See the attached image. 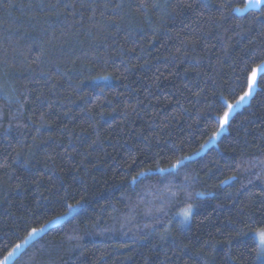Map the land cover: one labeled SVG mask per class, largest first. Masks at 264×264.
I'll use <instances>...</instances> for the list:
<instances>
[{
  "label": "trees",
  "instance_id": "16d2710c",
  "mask_svg": "<svg viewBox=\"0 0 264 264\" xmlns=\"http://www.w3.org/2000/svg\"><path fill=\"white\" fill-rule=\"evenodd\" d=\"M244 2L0 0V259L83 197L15 264H264L244 226L264 216V76L197 152L264 52V2ZM172 144L197 154L131 180Z\"/></svg>",
  "mask_w": 264,
  "mask_h": 264
},
{
  "label": "snow or ice",
  "instance_id": "6c2138e0",
  "mask_svg": "<svg viewBox=\"0 0 264 264\" xmlns=\"http://www.w3.org/2000/svg\"><path fill=\"white\" fill-rule=\"evenodd\" d=\"M261 0H249V3L245 5L246 8H252L260 4ZM179 7H183L184 5L181 3L178 5ZM190 6V5H189ZM209 6L208 0H201V7L207 8ZM222 18V17H221ZM259 63L256 67L252 68L251 74L247 75L248 68L250 65L244 66V71L246 73L243 80L240 81L241 86H245L246 89L243 91L242 95L239 96L234 103H226L224 106L226 107V111L223 112L222 116H220L217 120L218 127L209 137V141L206 143L215 141L217 137H219L226 126H228L230 122L231 114L238 108L246 99L252 96L255 87L257 86V73L259 70L260 76H264V52L258 53L256 57ZM205 145H200V148L197 152L203 151ZM181 151V146L172 144L171 147H168L161 152L156 153L151 157L152 161L159 159L161 163L167 161L166 167H161L159 163H156L153 167V164H149L147 168H142L140 171H137L135 175L131 177L133 182L139 183L143 177H145L148 173L155 171L156 173L160 174L161 176L165 174H173L179 173V171L186 166L188 162L192 160V157L197 153H192L189 155H178ZM236 175L233 174L232 176L227 177V180H235ZM190 176H185V181H190ZM226 181L221 180L220 184H224ZM264 191V189H262ZM186 197L185 200L179 199L180 194ZM204 193H196L195 196L201 197ZM194 194L186 187H181L176 193L172 194V199L177 204H183L184 206L180 209L179 216L175 217L174 219H179L180 224L187 223L191 217L193 216L196 204L191 202L193 200ZM84 200L81 197L78 200H75L74 203H69L68 199L65 198L63 201L64 207H66L67 212L62 213L61 216H53L50 220H45L43 223L40 224L39 227H31L29 226V230L27 231L26 236L24 237L23 241L20 243L15 244L10 251L7 252L6 255L3 256V259H0V264H15V258L21 251L29 244L33 243L37 239L41 238L45 235L54 224L59 223L64 216L75 218L81 214L87 215V210L83 205L82 201ZM164 209H158V211H163ZM245 228L248 229L249 234L251 235V241L255 244V251L257 255L264 256V216L257 217L256 214H250L247 217V222L244 224ZM202 264H207V261H202Z\"/></svg>",
  "mask_w": 264,
  "mask_h": 264
},
{
  "label": "rangeland",
  "instance_id": "374dc122",
  "mask_svg": "<svg viewBox=\"0 0 264 264\" xmlns=\"http://www.w3.org/2000/svg\"><path fill=\"white\" fill-rule=\"evenodd\" d=\"M263 2H264V0H261L260 4H258V5L255 6V7H252V8H257V7H259ZM248 3H249V0H245V2H244L243 5H241V6H237V7L235 8V11L240 13V12H244L246 9H249V8H246V7H245V5H247ZM258 72H259V70H258ZM257 74H258V73H257ZM253 92H254V91H253ZM249 99H250V97H249L248 99H246V100L244 101V103H242L238 108H240L243 104H245L246 102H248ZM238 108H236V109H238ZM236 109H235V110H236ZM234 112H235V111H234ZM234 112H233V113H234ZM233 113H232V114H233ZM232 114H231V115H232ZM225 129H226V128H225ZM225 129H224V130H225ZM217 138H218V137H217ZM217 138H216V140H217ZM216 140L213 141V142L205 143V144H204V145H205L204 149H206V147H208L209 145H211V144H213V143H216ZM204 149H203V150H204ZM66 217H67V216L63 217V219L66 218ZM63 219H62V220H63ZM178 221H179V223H180V220H179V219H178ZM21 242H22V241H21ZM19 243H20V242H19ZM2 259H3V258H2Z\"/></svg>",
  "mask_w": 264,
  "mask_h": 264
}]
</instances>
